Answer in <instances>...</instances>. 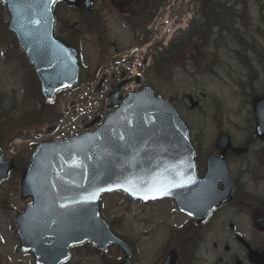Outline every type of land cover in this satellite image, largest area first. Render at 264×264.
<instances>
[{"label":"rangeland","instance_id":"1","mask_svg":"<svg viewBox=\"0 0 264 264\" xmlns=\"http://www.w3.org/2000/svg\"><path fill=\"white\" fill-rule=\"evenodd\" d=\"M95 4L92 17L105 30L102 40L84 25L85 18H82L80 11L71 9L63 3H58L56 7L59 18L56 33L61 38L67 37L73 30L80 33V36L73 33L72 37L73 40L78 37L76 42L80 48V80L83 81L75 90H67L57 96V108L68 95L79 93L89 83L91 86H97L105 66L119 60V57L114 56V46L126 49L121 55H125V52L128 54L132 48L133 53L138 51L139 46L133 43L132 33L121 29V16L115 12L111 0H96ZM226 6L227 12L222 16L215 12L214 19L211 14L204 20L203 14L196 15L197 21L203 20L205 23V29L201 30L203 32L194 45L191 48L189 46L192 56L175 57L172 64L177 65L173 68L175 70L173 76L170 78V71H166L161 79H155L153 87L160 94L162 91L163 98L172 101L182 120L188 124L191 140L200 155L212 149L214 140L221 131L230 135L235 146L247 145V153L242 156L232 155L227 159L238 184L237 195L242 199L245 191L256 190L254 194L258 192L257 194L264 196V181L257 175L264 173V160H261L264 146L253 138L254 119L251 106L252 99L264 93V0H228ZM164 7H167V3ZM199 9V0H194L188 5H180L178 14L180 17L175 21L176 25H182V17L189 24L190 19L194 17L193 14L200 12ZM92 17H88V20ZM221 18H228L230 22L224 24ZM0 21L1 23L7 21L5 8L0 9ZM215 23L217 26L213 27ZM207 24L213 28H208ZM227 26L231 32L222 30V27ZM10 38V34L5 35V40L10 41ZM207 62L210 63L209 67L213 69V74L204 70ZM28 69L29 63L22 53L10 51L9 44L0 41V94L7 96L1 114L12 115L13 96L20 100L25 95L22 76ZM148 77L151 75L145 76L142 84H146ZM108 85L109 83L97 92L91 93L95 105L89 117H93L95 111L103 113L100 105L105 95L104 89H107ZM190 98L197 103L196 107H191ZM37 106L39 104H36ZM4 123L8 124L9 130L4 128ZM38 126L15 123L13 116L10 120L1 119V145L5 147L14 138L26 139L16 149L22 160L25 158L28 160L34 144L49 139L47 134L38 131ZM16 182L17 179L10 177L0 184V264H33L31 255L19 250V241L14 235L16 214L30 201L29 198L21 197ZM100 201L101 215L110 222L113 232L131 243L134 249L132 264H152L154 257L152 252L167 239L168 231L164 223L179 228L185 222L184 216L178 214L170 202L158 203L159 207L156 210L152 208L155 205L133 202L121 193L104 195ZM242 203L229 205L209 224L212 230L207 232L206 242L198 250L200 260L196 264H210L216 253L223 256L226 263L231 251L226 252L223 248L228 244L231 250L237 249L233 239L235 232L245 237L256 235L251 229L246 205ZM252 205L260 206L254 201ZM231 224L232 227L229 226ZM161 226L163 228L160 229ZM146 232L149 234L145 237L143 233ZM194 242L195 240H190L189 244L192 245ZM214 242L219 245L216 250L212 249ZM205 247L209 251L207 261L202 259L206 254ZM103 255L112 259L122 256L117 247L109 248ZM100 256L97 253L94 255L88 253L87 246L82 245L73 250L72 259L66 264H100ZM239 257L242 258V255Z\"/></svg>","mask_w":264,"mask_h":264},{"label":"water","instance_id":"2","mask_svg":"<svg viewBox=\"0 0 264 264\" xmlns=\"http://www.w3.org/2000/svg\"><path fill=\"white\" fill-rule=\"evenodd\" d=\"M0 1L10 15L6 28L14 32L32 61L41 94L52 100L54 92L75 83L78 74L75 49L52 35L51 5L55 0ZM85 2L89 5L90 0ZM124 84L113 87L109 106L118 105L116 93ZM123 102L105 120L115 121L116 133L112 134L103 123L93 133L36 147L20 179L22 195L32 196L33 201L16 218L20 248L32 250L36 264H58L66 258L71 244L85 239L100 249L108 243L119 244L126 257L118 264H129L127 243L109 232L108 224L97 212L99 195L121 190L131 197H157L185 188L195 179L188 134L170 104L146 88ZM253 106L256 134L264 140V97L255 100ZM116 140L131 143L119 144ZM216 141L221 154H225L230 147L228 136L221 134ZM2 153L0 150V181L14 167L11 159L1 160ZM219 160L225 171L222 158ZM180 178L178 184H171ZM230 192L225 201L230 200ZM254 260L264 264V254Z\"/></svg>","mask_w":264,"mask_h":264},{"label":"trees","instance_id":"3","mask_svg":"<svg viewBox=\"0 0 264 264\" xmlns=\"http://www.w3.org/2000/svg\"><path fill=\"white\" fill-rule=\"evenodd\" d=\"M217 8L220 9V8H223V7L221 5H219ZM0 9H2L1 5H0ZM210 10L212 12L214 11V9H210ZM1 27H2V23L0 21V28ZM186 34H188V33H183V36H181V38L176 40V42H177L176 46L175 45L173 46V44H172L173 49L170 51V53L171 52L172 53H174V52L179 53V52L183 51L185 46L188 44L187 42L190 41L191 38H192V36H187ZM11 40H12L13 46L15 48V51L17 52L16 43H15V41L13 39H11ZM26 80H27V83H28L26 88H30V90L28 92H26L25 94H27L29 96V99L30 98L39 99L40 102L43 104V107L41 109H38V110H30L31 107H29L27 104H21L22 107H24L25 109H23L21 112L17 113V116H18V114L20 116V118H19L20 123L21 124L22 123H25V124L40 123V122H43L46 119L49 120V121H52L54 119V117H55L54 115H52L53 114L52 106L51 105H46L49 108V110H48L47 114H44V112H45L47 107L44 105L45 103L41 101L40 96L38 94L37 83H36V79L34 77V74L31 72L30 75H29V78L26 79ZM1 111H3V110H2V105L0 104V114H1ZM8 115H10V114H8ZM3 117H5V116H1L0 115V120ZM17 160H18L19 168L21 166H24L25 161L21 160L20 157H18ZM14 171L16 172V170H14ZM17 173H19V172H17Z\"/></svg>","mask_w":264,"mask_h":264},{"label":"flooded vegetation","instance_id":"4","mask_svg":"<svg viewBox=\"0 0 264 264\" xmlns=\"http://www.w3.org/2000/svg\"><path fill=\"white\" fill-rule=\"evenodd\" d=\"M141 0H113V3L114 5L116 4V7L118 8L119 12L120 13H125L126 14V17L129 16L131 18H136L138 17L139 15H142V14H146L148 13L147 11L149 10V8L147 7H139L138 11L137 10H131V7L130 8H127L128 6L134 4V3H137ZM127 8V9H126ZM251 221L252 222H257V220L260 218V217H264V211H260V210H251ZM254 227V226H252ZM256 231V235H251V237L247 236V241L248 243L250 244V246L252 248H258L259 246H263L264 245V233L263 232H260L259 230H257L255 227L253 229V231ZM238 235L235 236V239L237 238ZM180 237V236H178ZM179 246H181L182 243H178ZM213 248H217V243L214 242V245H213ZM237 248L239 249H242L243 250V247L241 246V244H238L237 245ZM224 250H227V251H231L230 248L228 249H225ZM186 252V255H185V258H184V261H178L179 264H187L186 262H188V253L187 250L185 251ZM245 252V249L244 251L242 252V254ZM238 255H239V252L237 251H232L231 255H230V260H234L237 261L240 260L238 258ZM164 254L162 253L161 250H159V252H157V255L155 257V262L154 264H160V262L163 260L164 258ZM181 256V255H180ZM182 259V258H181ZM217 263L219 262H224L222 257L219 256L218 254V258L216 259ZM242 262V260H241Z\"/></svg>","mask_w":264,"mask_h":264}]
</instances>
